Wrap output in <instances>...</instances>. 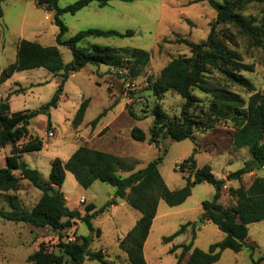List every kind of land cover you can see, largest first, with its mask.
<instances>
[{
	"label": "rangeland",
	"instance_id": "rangeland-1",
	"mask_svg": "<svg viewBox=\"0 0 264 264\" xmlns=\"http://www.w3.org/2000/svg\"><path fill=\"white\" fill-rule=\"evenodd\" d=\"M57 1L62 8L77 0ZM0 8V74L15 61L17 44L22 39L42 46H57L65 64L72 60L71 51L56 43L59 28L54 23V12L48 10L46 4L38 5L37 0H0ZM241 14L259 31L264 45V4L251 2L241 10ZM215 18L216 12L207 2L197 0H113L104 7L93 2L73 14L63 13L60 19L68 29L64 38L90 28L135 32L133 36L124 38L89 37L78 44L80 47L90 48L97 44L139 48L148 52L149 61L134 79L123 68L88 64L80 71L73 72L63 83L61 72L51 73L44 68L16 72L0 83V101L6 100L15 90H24L9 95L11 112L37 110L48 103L56 92L60 93L57 106L49 110V115L41 113L30 119L28 125L30 135L42 140V149L24 153L20 161L37 170L43 180H48L51 161L59 158L65 163L80 145L128 158L135 163L134 171L161 156L159 172L166 186L176 190L184 186L189 174L188 169L180 171V166L193 154L199 166L209 165L214 178L224 180L220 198L222 205H234L228 188L246 186L255 176H264V167L244 175L239 181L226 179L227 172L240 169L251 159L247 148L233 145L235 127L232 121H215L211 128H203V124V127L194 130L192 139L174 141L168 137L161 138L157 147L147 141L154 119L151 113L153 106L160 105L168 118H178L184 102L181 96L170 91L156 97L151 91L148 77H157L172 59L190 56L189 48L177 43V38H187L196 43L205 40ZM218 30L227 36L228 48L236 52L244 64L251 66V71L242 74L256 91L264 95L263 48L253 45L232 24H221ZM206 78L213 84L226 86L229 92L238 95L245 103L250 96L245 89L226 83L215 70L208 73ZM127 82H133L134 87L127 88ZM193 94L200 99L192 111L193 116L205 120L212 95L200 89H195ZM85 99L89 100L88 106L81 123L75 125L76 111ZM104 110L105 115L92 126L91 122ZM134 127L145 132L147 139L144 142L132 139L131 130ZM49 132H52V137L48 135ZM10 149V145L0 149V165L4 166V157ZM15 174L18 175V172ZM119 174L126 177L130 172ZM61 191L66 198V206L81 214H84L88 204L95 205L98 212L91 220L93 230H89L81 220H75L71 227L57 231L0 219V262L33 264L28 261V256L41 245L60 253L62 243L81 242L84 237H89L92 252H100L112 264H126V254L120 250L119 243L140 218V213L125 201L105 206L114 196V187L94 181L88 188H83L69 171H66ZM214 192L211 184L201 183L192 188L191 195L180 205L170 207L163 200L159 201L143 247L146 264H176L181 248L170 253L172 247L192 242L193 247L207 251L211 244L223 238L224 234L215 225L201 220V203L212 201ZM12 194L17 196L21 206L30 209L41 192L22 182L19 190ZM6 197L7 193L0 192L2 209H10ZM182 226L185 228L178 236L170 242H163L164 237L174 234ZM248 243L253 248L243 247L239 252L225 249L219 260L212 264H253L263 257L264 221L248 225ZM83 264L101 263L85 259Z\"/></svg>",
	"mask_w": 264,
	"mask_h": 264
},
{
	"label": "trees",
	"instance_id": "trees-1",
	"mask_svg": "<svg viewBox=\"0 0 264 264\" xmlns=\"http://www.w3.org/2000/svg\"><path fill=\"white\" fill-rule=\"evenodd\" d=\"M111 1L113 0H77L60 8L57 0H37L38 5L46 4L47 9L54 12V23L59 28L56 43L71 51L72 60L65 64L57 46H42L37 42L22 39L17 44L15 61L2 70L0 83L5 82L16 72L35 68H44L51 73L61 72L63 83L73 72L80 71L88 64L123 68L127 70L129 77L137 78L149 61V54L145 50L97 44L90 48L78 45L89 37H131L135 33L133 30L118 32L90 28L81 30L70 38H64L68 29L60 19L63 13L73 14L93 2L99 7H104ZM197 1L207 2L216 12V18L205 40L196 43L187 38H177V43L189 48L190 56L174 58L161 69L157 77L154 79L148 77L147 81L151 84V91L156 97L170 91L181 96L184 102L178 118H168L160 105L153 106L151 113L154 119L147 141L157 147L161 138L168 137L174 141L192 139L194 130L203 127V124V128H211L215 121L230 120L235 127L232 135L233 145L236 148H247L251 157L243 167L228 173L226 178L228 181H239L244 175L264 167V95L256 91L250 80L242 74L244 71H251L252 68L244 64L241 57L228 48L227 36L218 30V26L221 24L236 26L253 45L262 47L264 53L259 31L241 14V10L247 4L251 2L264 4V0ZM212 70L219 72L226 83L249 92L247 102L229 92L226 86L211 83L206 75ZM195 89L212 95L205 120H198L192 113L196 104L200 102L193 94ZM23 91L18 89L12 93ZM9 95L6 100L0 101V149L11 146L9 154L4 157L5 165L0 167V192L7 193L6 198L10 206V209L0 208L1 220L57 231L71 227L75 220H81L89 230H93L91 220L98 212L94 204H88L84 214L66 206L61 186L66 171H69L83 188H88L94 181L114 187V196L105 206L125 201L140 213V218L120 241L119 248L126 254V264H146L143 247L156 216L159 201L163 200L170 207L180 205L191 195L195 185L209 183L215 192L212 201L201 203V220L215 225L224 236L220 241L211 244L207 251L193 247L192 242L172 247L170 253L181 248L176 264H181L184 259L183 264H212L219 260L221 252L225 249L239 252L243 247L253 248L248 243V225L264 221V176H255L246 186L228 188V195L234 199V205L223 206L220 198L223 194L224 180H216L209 165L198 166L193 154L180 166L182 172L185 169L189 170L184 186L170 190L159 172L161 156L150 161L144 168L134 171L135 163L128 158L80 145L65 163L59 158L53 159L50 163L49 178L43 180L40 173L22 163L20 157L26 152L42 149V140L30 135L28 125L30 119L41 113L49 115V110L57 106L60 93L56 92L48 103L37 110L15 112L10 111ZM88 102V99L83 100L77 109L73 120L75 125L81 123ZM105 113L106 110L99 114L91 125L95 126ZM131 137L138 142L147 139L145 132L137 127L131 130ZM16 171L18 175L15 174ZM119 172L130 174L121 177ZM22 182H27L41 192L30 209L21 206L17 196L12 194L19 190ZM184 228L185 226H182L174 234L164 237L163 242L172 241ZM89 242V237H84L81 242H64L60 246V253L50 251L41 245L28 256V261L33 264H83L85 259H89L101 264H112L100 252H92L89 249ZM262 261L264 256L253 264H261Z\"/></svg>",
	"mask_w": 264,
	"mask_h": 264
},
{
	"label": "built area",
	"instance_id": "built-area-1",
	"mask_svg": "<svg viewBox=\"0 0 264 264\" xmlns=\"http://www.w3.org/2000/svg\"><path fill=\"white\" fill-rule=\"evenodd\" d=\"M126 86H127V88L129 87V88H133L134 87V84H133V82H131V83H129V82H127L126 83ZM50 137H52V132H49V134H48Z\"/></svg>",
	"mask_w": 264,
	"mask_h": 264
},
{
	"label": "crops",
	"instance_id": "crops-1",
	"mask_svg": "<svg viewBox=\"0 0 264 264\" xmlns=\"http://www.w3.org/2000/svg\"><path fill=\"white\" fill-rule=\"evenodd\" d=\"M4 165H5V162H4ZM1 167H3L2 165H0ZM199 166V165H198ZM226 174H228V172L226 173ZM66 199V198H65ZM206 223H208L207 221H206Z\"/></svg>",
	"mask_w": 264,
	"mask_h": 264
}]
</instances>
